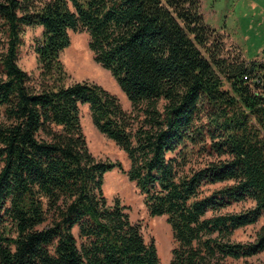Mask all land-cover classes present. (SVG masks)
<instances>
[{"label":"trees","instance_id":"1","mask_svg":"<svg viewBox=\"0 0 264 264\" xmlns=\"http://www.w3.org/2000/svg\"><path fill=\"white\" fill-rule=\"evenodd\" d=\"M35 26L37 78L17 63L21 34ZM80 30L131 111L94 82L66 83L60 53ZM217 31L200 0H0V264H159L126 207L104 195L114 168L149 216L166 217L168 264L264 251V223L253 240L233 238L264 218V53L224 57ZM83 104L127 171L89 151ZM194 153L216 158L192 166Z\"/></svg>","mask_w":264,"mask_h":264},{"label":"rangeland","instance_id":"2","mask_svg":"<svg viewBox=\"0 0 264 264\" xmlns=\"http://www.w3.org/2000/svg\"><path fill=\"white\" fill-rule=\"evenodd\" d=\"M260 3L264 7V0H260ZM200 6L204 21L218 30L223 47L221 54L224 57L245 61L263 60L264 17L260 19V9L254 11L255 17H250L247 0H200ZM41 30L39 26L24 28L18 52V65L34 78H37L39 73L33 48L41 37ZM88 42L87 31L70 32V44L60 53V60L67 75L66 83L85 80L94 82L115 95L123 110L131 111L130 102L110 71L95 60ZM80 122L92 155L100 160L119 161L127 171L129 160L126 153L114 141L97 130L92 122L88 104L80 106ZM215 158L216 156L206 153H194L189 164L197 166ZM103 181V192L108 202L111 203L117 198L126 207L125 211L130 220L140 226L145 241L154 243L159 264H168L175 242L166 217L149 216L143 203V195L125 172L114 168L105 173ZM251 204L250 201L234 203L227 207V210L239 211ZM263 223L264 218L261 217L256 223L237 229L233 238L237 241L253 240L256 231ZM263 262L264 251L246 259L227 258L224 264H262Z\"/></svg>","mask_w":264,"mask_h":264},{"label":"crops","instance_id":"3","mask_svg":"<svg viewBox=\"0 0 264 264\" xmlns=\"http://www.w3.org/2000/svg\"><path fill=\"white\" fill-rule=\"evenodd\" d=\"M261 5H262V3H260V0H247V7L249 9L250 17L256 16V12H254L256 9H260L259 10L260 19H262L264 17V7H262ZM251 11H253V12H251Z\"/></svg>","mask_w":264,"mask_h":264}]
</instances>
